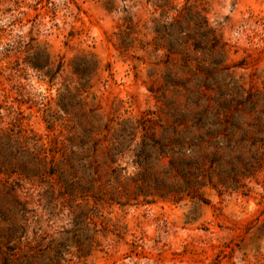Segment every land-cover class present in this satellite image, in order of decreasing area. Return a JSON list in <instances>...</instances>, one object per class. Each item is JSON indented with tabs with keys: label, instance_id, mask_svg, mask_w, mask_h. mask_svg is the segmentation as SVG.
I'll return each instance as SVG.
<instances>
[{
	"label": "rangeland",
	"instance_id": "obj_1",
	"mask_svg": "<svg viewBox=\"0 0 264 264\" xmlns=\"http://www.w3.org/2000/svg\"><path fill=\"white\" fill-rule=\"evenodd\" d=\"M0 264H264V0H0Z\"/></svg>",
	"mask_w": 264,
	"mask_h": 264
}]
</instances>
